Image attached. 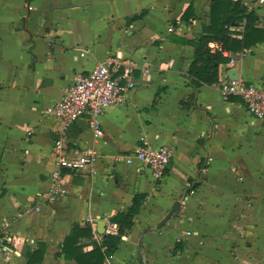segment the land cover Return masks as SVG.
<instances>
[{
    "label": "crops",
    "instance_id": "crops-1",
    "mask_svg": "<svg viewBox=\"0 0 264 264\" xmlns=\"http://www.w3.org/2000/svg\"><path fill=\"white\" fill-rule=\"evenodd\" d=\"M232 1L254 12L264 31V3ZM211 2L0 0V264H28L27 250L42 243L41 264H76L61 254L71 231L89 226L94 233L96 221L127 211L136 194L146 199L134 228L105 264H264V121L219 89L231 69L249 85H264V42L229 52L235 63L219 66V83L195 88V49L175 38L203 34ZM190 6L194 17L185 22ZM116 54L139 66L137 85L105 111L103 137L86 116L73 124L71 148L94 151L98 161L65 172V193L49 202L59 126L47 109L77 73ZM145 144L175 151L161 181L139 160H116ZM177 201L180 213L153 231ZM102 239L94 233L93 241Z\"/></svg>",
    "mask_w": 264,
    "mask_h": 264
},
{
    "label": "built area",
    "instance_id": "built-area-1",
    "mask_svg": "<svg viewBox=\"0 0 264 264\" xmlns=\"http://www.w3.org/2000/svg\"><path fill=\"white\" fill-rule=\"evenodd\" d=\"M264 3V0H259ZM211 53L230 57L227 50L219 42H210ZM233 66L235 59L230 61ZM139 66L132 61H126L122 54L108 57L88 73H77L74 82L69 85L54 106L47 109L58 122V137L54 143L55 169L50 175L49 202L55 201L65 193L63 179L65 172H80L92 168L98 161V155L91 150L72 149L68 133L73 124L84 116L88 127L98 138L104 136L102 117L108 108L125 102V93L135 89L137 85L136 71ZM149 73V71H146ZM222 97L239 98L247 111L257 120L264 121V85H249L243 80L222 79L219 83ZM175 156L173 148L160 146L153 148L148 144L137 147L131 155L118 156L117 161L125 160L133 164L139 160L156 181H161L168 166ZM41 207H36L40 211ZM96 230L94 233L96 234ZM119 227L108 221L102 236H117ZM190 235V233H188ZM11 241V239H8ZM7 250V248H4Z\"/></svg>",
    "mask_w": 264,
    "mask_h": 264
},
{
    "label": "trees",
    "instance_id": "trees-1",
    "mask_svg": "<svg viewBox=\"0 0 264 264\" xmlns=\"http://www.w3.org/2000/svg\"><path fill=\"white\" fill-rule=\"evenodd\" d=\"M33 0H28L32 2ZM210 25L204 28L203 34L193 40L175 38L177 41L188 44L195 49L193 63L189 71L190 80L195 88L204 85L214 86L219 83V66L228 64L231 58H226L218 53H211L210 42H219L224 50L230 53H243L259 43L264 42V31L257 28L258 16L250 12L239 1L212 0L210 9ZM146 13L142 12L132 20L143 18ZM194 17L193 7L190 6L184 13L182 20L188 22ZM243 23V30L232 29ZM190 104H186L189 108ZM146 196L136 194L132 206L125 212L114 216L110 222L119 227L117 236H103L102 243L93 241L94 233L91 227L74 228L65 239L61 254L68 261L76 264H105L113 257L122 243L123 237L128 231L133 230L135 218L139 214ZM83 239L92 243V250L86 251V243ZM183 249L180 244L176 245L175 253ZM46 253V245L39 244L37 249H28V264H41Z\"/></svg>",
    "mask_w": 264,
    "mask_h": 264
},
{
    "label": "water",
    "instance_id": "water-1",
    "mask_svg": "<svg viewBox=\"0 0 264 264\" xmlns=\"http://www.w3.org/2000/svg\"><path fill=\"white\" fill-rule=\"evenodd\" d=\"M228 79L230 80H240V76L239 73L237 71V69H231L228 73ZM186 197V195L184 196V198L182 200H184ZM181 201H177L175 202L174 206L172 207V209L169 211V213L165 216V218L159 223V225H157V227L155 229H153V231H159L160 229H162L167 223L168 221L176 214L180 213L181 211ZM96 231L99 235H104L105 233V227H106V221L104 220H100V221H96Z\"/></svg>",
    "mask_w": 264,
    "mask_h": 264
}]
</instances>
